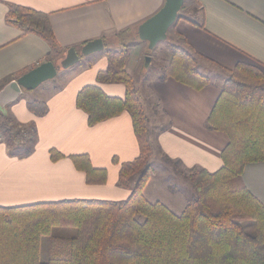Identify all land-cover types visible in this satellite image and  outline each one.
Wrapping results in <instances>:
<instances>
[{"label":"crops","instance_id":"1","mask_svg":"<svg viewBox=\"0 0 264 264\" xmlns=\"http://www.w3.org/2000/svg\"><path fill=\"white\" fill-rule=\"evenodd\" d=\"M165 2L0 0V89L45 61L59 63L68 48L80 49L98 38L105 43L104 50L59 70L56 77L36 89L24 90L8 106L16 122L35 126L37 138L33 150L25 156L12 155L5 139H0V206L68 199L121 201L129 197L131 190L118 181L121 165L138 158L141 151L131 114L124 111L91 126L87 113L77 106V96L83 87L97 85L109 96L124 98L123 83L97 80L98 73L108 67L107 49H116L121 36H138V27L162 9ZM15 4L49 15L58 49L12 22L9 12ZM182 7L184 13L171 27V37L173 43L186 46L199 57L203 73L211 76L201 69L203 62L227 73L242 61L260 66L264 72V0H185ZM147 45L140 39L131 43L126 68L130 74L136 68L144 69ZM160 57L157 60L164 62ZM169 57L171 52L165 68ZM163 72L147 80L143 88L145 109L152 128L157 130L153 135L154 151L158 148L165 158L180 163L184 171L194 167L220 169L224 164L221 154L229 137L225 132L208 129L206 122L224 82L211 76L210 86L196 90L172 77L162 80ZM31 101L46 103L48 112H32L28 107ZM51 149L65 156L53 160ZM75 154H87L95 168L106 169L107 182L89 184L85 172L77 169L70 158ZM172 162L169 167H173ZM241 180L264 204V162L246 165ZM161 182L154 172L144 190L145 197L152 202L161 201L181 214L194 193L193 186L185 182L184 190L174 186L170 189Z\"/></svg>","mask_w":264,"mask_h":264},{"label":"trees","instance_id":"2","mask_svg":"<svg viewBox=\"0 0 264 264\" xmlns=\"http://www.w3.org/2000/svg\"><path fill=\"white\" fill-rule=\"evenodd\" d=\"M9 17L24 32L36 33L58 49L47 13L15 4ZM172 45L161 79L172 77L196 90L210 86L212 78L199 69V57L186 46ZM129 56L127 48L109 49L108 67L97 75L100 83H123L124 98L87 85L78 93L77 106L87 113L91 126L124 111L131 114L141 151L138 158L121 165L118 181L131 189L130 196L121 201L68 199L0 206V264H264V204L241 180L246 165L264 162L263 70L242 61L227 71L206 122L208 129L229 137L221 154L223 167L190 169L194 193L184 211L176 214L144 195L153 174L149 158L154 138L142 98L126 69ZM28 107L37 115L48 112L42 101H31ZM0 117V139H5L9 152L28 155L36 143L35 126L16 122L9 111L7 115L0 111ZM50 152L53 160L65 156L56 149ZM70 158L89 184L107 182V170L95 168L87 154ZM135 174L139 177L132 185ZM246 221L253 224V232L246 230ZM62 225L76 227L78 234L52 236L50 258L43 262L42 238Z\"/></svg>","mask_w":264,"mask_h":264},{"label":"water","instance_id":"3","mask_svg":"<svg viewBox=\"0 0 264 264\" xmlns=\"http://www.w3.org/2000/svg\"><path fill=\"white\" fill-rule=\"evenodd\" d=\"M184 3L185 0H166L162 9L138 27L139 39L148 42L147 46L150 50L155 49L160 41L168 39L167 32L179 18ZM104 48L105 43L102 38L94 39L85 43L80 49L68 48L59 63H54L51 60L45 61L20 77L11 80L0 89V111L7 115L8 106L17 101L24 90L36 89L43 82L56 77L59 70L68 69L77 64L81 58L104 50ZM144 59L143 71H146L152 64V56L147 55Z\"/></svg>","mask_w":264,"mask_h":264},{"label":"rangeland","instance_id":"4","mask_svg":"<svg viewBox=\"0 0 264 264\" xmlns=\"http://www.w3.org/2000/svg\"><path fill=\"white\" fill-rule=\"evenodd\" d=\"M184 10H182L180 12V14H183ZM171 29V28H170ZM171 31L169 30L168 32V39L167 40H162L160 41L155 49L150 50L148 49V54L147 55H151L152 56V61L154 58V62L151 64V66L149 67L148 70L143 71V66L139 69L136 68V71H132L133 75L131 74V76L133 77L134 81H135V85H136V89L138 90L139 95L142 98V101L144 103L145 106V97L143 96V88L145 89V84L147 83V80H152L155 79L156 76H159L161 74V72L163 70H165V65H166V58L169 55V52H171L172 49V44H173V40L172 37L173 35L170 33ZM170 33V34H169ZM172 36V37H171ZM139 36L137 35H128V36H121L118 38L119 40V44L117 46L116 49L110 48L111 50H119V49H124L127 48L130 52V45L132 42L139 40L138 38ZM107 46V45H106ZM115 48V47H114ZM108 50L107 49V55H108ZM102 51V50H101ZM161 56V57H160ZM158 57L164 59V62H162V60L159 62L157 59ZM85 57L81 58V61L84 60ZM130 58V56H129ZM128 58V61H129ZM127 61V63H128ZM158 61V62H157ZM145 62V59H143V63ZM201 64V61H199ZM127 63H126V68H127ZM141 63V64H143ZM168 66V65H167ZM140 67V65H139ZM201 69H203L205 72H207L208 74H210L215 80L220 81V82H224V80L228 77V73L224 72L223 70H221L220 68H218L217 66L214 65H210L207 63H202L201 65ZM132 69V68H131ZM135 72V73H134ZM144 86V87H143ZM31 91V90H28ZM154 101H151V103H153ZM152 105V104H151ZM157 109V108H156ZM146 110V109H145ZM146 112L148 113V111L146 110ZM148 115V114H147ZM149 117V115H148ZM2 120V118L0 117V121ZM150 120V117H149ZM148 120V121H149ZM151 122L149 121V134L151 135H155V133L157 132V130L152 128L151 126ZM158 129V127H157ZM158 135V134H156ZM5 137V136H4ZM154 138V136H153ZM153 144L154 143V139H153ZM156 146V145H155ZM157 147V146H156ZM149 164L152 166V171L153 173L155 172V174L157 175V178L162 181V185H168L170 187V189L174 186L180 188L181 190H184V183H191L190 182V178H189V174L190 171H184L180 165V163L178 162H172L169 159L165 158V156L163 154H161L158 151V148L154 151V146H153V150L150 154V158H149ZM170 162H172L173 167H169L170 166ZM138 175L135 174V176L131 177V184L134 185L136 183L133 184L134 181L138 180ZM126 188V187H125ZM130 189V188H129ZM131 190V189H130ZM130 196V195H129ZM248 231L253 232L254 230V226L253 224H251V222L246 221L244 224ZM78 234V229L76 227H67V226H58V227H54L52 229V232L50 235L44 236L42 238V244H41V260L43 262H46L49 260L50 258V250H51V241H52V236H65V237H74Z\"/></svg>","mask_w":264,"mask_h":264}]
</instances>
